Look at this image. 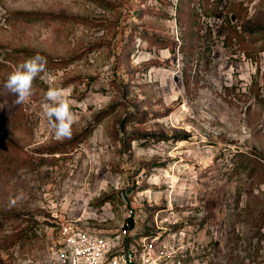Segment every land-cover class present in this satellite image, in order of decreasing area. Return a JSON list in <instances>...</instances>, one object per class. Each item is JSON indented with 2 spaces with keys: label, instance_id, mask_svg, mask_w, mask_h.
Masks as SVG:
<instances>
[{
  "label": "rangeland",
  "instance_id": "rangeland-1",
  "mask_svg": "<svg viewBox=\"0 0 264 264\" xmlns=\"http://www.w3.org/2000/svg\"><path fill=\"white\" fill-rule=\"evenodd\" d=\"M36 53L52 65L16 104L4 84ZM0 61V264H59L61 222L129 221L181 264H264V0H0Z\"/></svg>",
  "mask_w": 264,
  "mask_h": 264
},
{
  "label": "built area",
  "instance_id": "built-area-1",
  "mask_svg": "<svg viewBox=\"0 0 264 264\" xmlns=\"http://www.w3.org/2000/svg\"><path fill=\"white\" fill-rule=\"evenodd\" d=\"M58 229L59 264H181L182 257L178 255L187 251L183 246H177L165 247L157 253L154 243L160 237L151 242L149 237L132 242L130 221L124 223L120 233L106 239L95 236L75 222H61ZM176 258L177 263H174L172 260Z\"/></svg>",
  "mask_w": 264,
  "mask_h": 264
},
{
  "label": "clouds",
  "instance_id": "clouds-1",
  "mask_svg": "<svg viewBox=\"0 0 264 264\" xmlns=\"http://www.w3.org/2000/svg\"><path fill=\"white\" fill-rule=\"evenodd\" d=\"M46 65V57L36 53L14 67L4 87L16 96V104H25L34 95V81L45 72ZM69 97V90L63 87L50 86L44 93L43 115L57 141L71 139L73 125L78 120L77 114L72 110L74 102ZM22 198V193L10 198V204L15 205Z\"/></svg>",
  "mask_w": 264,
  "mask_h": 264
},
{
  "label": "trees",
  "instance_id": "trees-1",
  "mask_svg": "<svg viewBox=\"0 0 264 264\" xmlns=\"http://www.w3.org/2000/svg\"><path fill=\"white\" fill-rule=\"evenodd\" d=\"M11 56H14V57H21V58H25V55H10V56H7V59L8 58H10ZM1 62V61H0ZM5 62H7V60L5 61ZM53 62H55L56 64H59L60 65V63H62V62H67V61H63V60H58V61H53ZM1 63H4V62H1ZM50 63V65H52V62H48L47 61V65ZM65 64H67V63H65ZM46 65V66H47ZM1 70V69H0Z\"/></svg>",
  "mask_w": 264,
  "mask_h": 264
}]
</instances>
